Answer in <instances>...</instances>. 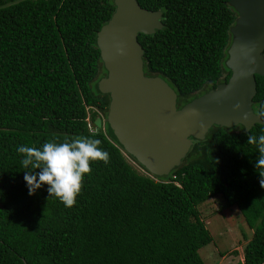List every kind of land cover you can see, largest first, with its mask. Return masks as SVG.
<instances>
[{
  "label": "trees",
  "instance_id": "obj_1",
  "mask_svg": "<svg viewBox=\"0 0 264 264\" xmlns=\"http://www.w3.org/2000/svg\"><path fill=\"white\" fill-rule=\"evenodd\" d=\"M137 2L162 13L163 28L138 42L145 76L174 90L178 110L228 82L230 0ZM115 9L114 0H0V264H206L199 252L213 237L198 206L210 199L221 212L236 207L252 230L243 264H264V168L247 144L264 134V77L253 100L262 125L213 126L177 169L155 177L107 126L93 128L110 105L97 85L107 76L97 34ZM75 137L100 140L109 163L91 162L70 208L47 185L29 195L18 146Z\"/></svg>",
  "mask_w": 264,
  "mask_h": 264
},
{
  "label": "water",
  "instance_id": "obj_2",
  "mask_svg": "<svg viewBox=\"0 0 264 264\" xmlns=\"http://www.w3.org/2000/svg\"><path fill=\"white\" fill-rule=\"evenodd\" d=\"M237 18L230 33L228 82L177 109V95L159 77H146L144 50L138 35L163 28L161 12L140 7L137 0H114L115 12L97 34L107 76L99 90L110 97L107 118L93 128L110 139L155 177H167L188 155L193 140L202 141L213 126L262 125L253 111L256 76L264 77V0H230ZM239 105V108H236Z\"/></svg>",
  "mask_w": 264,
  "mask_h": 264
},
{
  "label": "clouds",
  "instance_id": "obj_3",
  "mask_svg": "<svg viewBox=\"0 0 264 264\" xmlns=\"http://www.w3.org/2000/svg\"><path fill=\"white\" fill-rule=\"evenodd\" d=\"M239 105H236V109ZM101 141L88 137H75L61 143L48 141L40 147L18 146V154H23L21 164L25 169L24 181L29 195L35 194L47 185L49 196H54L65 207L76 204L86 174H90L91 162L102 161L108 164L109 153L100 147ZM247 144L258 146L255 169L264 168V134L248 135ZM39 171H32L31 169ZM260 176V186L264 188V175Z\"/></svg>",
  "mask_w": 264,
  "mask_h": 264
},
{
  "label": "rangeland",
  "instance_id": "obj_4",
  "mask_svg": "<svg viewBox=\"0 0 264 264\" xmlns=\"http://www.w3.org/2000/svg\"><path fill=\"white\" fill-rule=\"evenodd\" d=\"M198 210L213 237V242L199 252L204 262L243 264V249L251 240L253 232L245 224L239 210L235 207L219 211L218 199L208 200L199 205Z\"/></svg>",
  "mask_w": 264,
  "mask_h": 264
}]
</instances>
